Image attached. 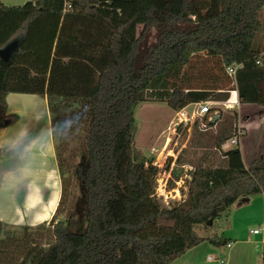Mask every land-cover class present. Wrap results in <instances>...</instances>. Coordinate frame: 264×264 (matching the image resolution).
<instances>
[{
	"label": "trees",
	"instance_id": "1",
	"mask_svg": "<svg viewBox=\"0 0 264 264\" xmlns=\"http://www.w3.org/2000/svg\"><path fill=\"white\" fill-rule=\"evenodd\" d=\"M263 9L264 0L0 1V50L18 41L8 62L0 57V130L18 121L6 97L19 93L46 98L53 127L84 137L74 168H63L56 148L61 179L69 173L79 196L58 219L62 179L49 223L52 243L25 247L16 264H171L203 242L228 246L223 236L201 237L195 228L264 194V132L249 166L239 149L224 152L219 142L226 164L199 163L189 172L186 198L164 207L157 167L146 166L133 149L135 108L157 101L178 112L226 101L218 91L233 90L241 103L264 107ZM152 28L161 37L137 65ZM228 68H236L234 76ZM186 163L179 158L170 187ZM7 227L0 221V237ZM261 257L264 264V245Z\"/></svg>",
	"mask_w": 264,
	"mask_h": 264
},
{
	"label": "crops",
	"instance_id": "2",
	"mask_svg": "<svg viewBox=\"0 0 264 264\" xmlns=\"http://www.w3.org/2000/svg\"><path fill=\"white\" fill-rule=\"evenodd\" d=\"M0 1L7 6H20L34 0H23L19 4L8 0ZM218 92L227 94L228 100H239L236 90ZM6 102L8 113L18 115V121L0 130V221L12 226L49 223L61 200L62 182L47 99L38 95L10 93ZM237 128L242 131L238 149L245 165L249 166L262 150L264 107L243 104L240 100L233 110L221 113L220 119L208 131L202 132L197 128L192 131L191 128L190 138L194 143L191 146V156L208 146L213 152L202 161L207 155L204 154L200 162L204 166L225 165L227 160L217 144L221 142L224 152L232 150L227 146V140H230ZM255 197H260L264 202V194ZM251 201L252 197L248 203L233 206L244 214V218H250V215L262 218L264 223V208L260 216L244 210L245 204H250ZM253 230L256 229H251L243 236L239 232L234 234L231 230L227 234L201 236H223L230 243L226 247L216 248L203 242L171 264H263L261 253L264 227L259 234H253Z\"/></svg>",
	"mask_w": 264,
	"mask_h": 264
},
{
	"label": "rangeland",
	"instance_id": "3",
	"mask_svg": "<svg viewBox=\"0 0 264 264\" xmlns=\"http://www.w3.org/2000/svg\"><path fill=\"white\" fill-rule=\"evenodd\" d=\"M8 1L14 4L23 2V0ZM260 18L264 23V9L260 13ZM181 27L184 28L187 27V25H182ZM142 29L141 26L138 28L140 34ZM161 33L162 30L159 28H152L147 32L144 41L139 46L137 65H141V61L147 51L156 44L161 37ZM210 65H213L214 69L216 68V70H219V61L213 59ZM197 66L196 68H198ZM176 116L177 112L164 102H141L135 108L134 117L137 130L134 136L133 149L136 157L139 160H144L146 166L153 165L157 167L156 193L159 201L164 207L173 206L186 198L183 192H187V182L191 179L189 175V166L195 168L201 163L200 159L203 158L204 154L207 155H205L202 161L206 160L207 156L213 152L211 149H208L207 146L205 149L195 152L192 157L191 146L194 143L190 138L191 128H193L192 131L195 128L200 131L202 130L199 127V123L195 124V126L191 124L188 126H178ZM53 130L57 152L60 154L63 168H74L79 162L78 154L84 140L83 133L80 132V130L75 132L64 131L61 133L55 127H53ZM227 141V146H230L231 149H238V145H233L230 140ZM179 158L185 159L188 163L183 165L181 177L177 182H173L175 186L172 188L170 187L172 172L175 169L179 170L181 168L179 164H177ZM62 179L65 192L58 219L64 220L74 199L79 196L80 189L77 181L69 173L66 172ZM236 208L237 207L231 206L225 210L221 214V217L211 226L196 227V233L199 236L212 235L213 233H219L221 235L227 234V232L231 230L234 234L239 232V234L243 236L251 229L260 231L261 228L264 227V223L261 220L262 218H254L250 215H248L250 218H244V214L236 210ZM244 208V210L254 212V216H260L263 212L264 202L260 197L254 196L252 197L251 203L245 204ZM49 223L38 226L8 225L3 235L0 237V264H16L21 258V252L27 246H32L34 244H39L44 247L49 246L53 241Z\"/></svg>",
	"mask_w": 264,
	"mask_h": 264
},
{
	"label": "built area",
	"instance_id": "4",
	"mask_svg": "<svg viewBox=\"0 0 264 264\" xmlns=\"http://www.w3.org/2000/svg\"><path fill=\"white\" fill-rule=\"evenodd\" d=\"M236 68H228V73L232 76L235 75ZM239 104V100H226V101H214V100H207L202 103L192 104L189 105L182 110L177 112V118L176 122L177 125H193L199 123V127L203 132H206L209 130L210 126L208 124L209 117L213 113H222L224 114L226 111L233 110L237 105ZM195 121V122H194ZM216 124V123H215ZM242 136V131L240 129H236L231 138L230 141L233 145H237L240 143V139ZM184 167V166H183ZM194 168L192 166H189V171L193 170ZM259 230H253V234H259ZM223 263L224 261L221 260Z\"/></svg>",
	"mask_w": 264,
	"mask_h": 264
},
{
	"label": "water",
	"instance_id": "5",
	"mask_svg": "<svg viewBox=\"0 0 264 264\" xmlns=\"http://www.w3.org/2000/svg\"><path fill=\"white\" fill-rule=\"evenodd\" d=\"M17 47H18V41H14L12 44L0 50V57L2 58V60H4L5 62H8L12 53L17 49ZM220 117H221L220 113L211 114L209 117L208 124L214 125L220 119ZM60 124L61 122L58 121L56 125L59 127ZM249 201H250V198H246L242 200V203H248ZM208 224L209 226H211L213 224V221H209Z\"/></svg>",
	"mask_w": 264,
	"mask_h": 264
}]
</instances>
